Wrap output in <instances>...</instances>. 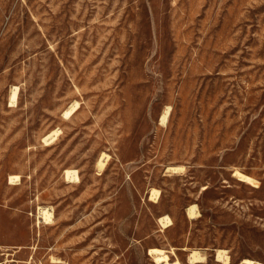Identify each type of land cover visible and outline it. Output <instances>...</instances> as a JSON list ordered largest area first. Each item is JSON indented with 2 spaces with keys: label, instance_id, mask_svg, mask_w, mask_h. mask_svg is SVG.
I'll return each instance as SVG.
<instances>
[{
  "label": "rangeland",
  "instance_id": "374dc122",
  "mask_svg": "<svg viewBox=\"0 0 264 264\" xmlns=\"http://www.w3.org/2000/svg\"><path fill=\"white\" fill-rule=\"evenodd\" d=\"M151 248L264 263V0H0V264Z\"/></svg>",
  "mask_w": 264,
  "mask_h": 264
},
{
  "label": "bare ground",
  "instance_id": "6f19581e",
  "mask_svg": "<svg viewBox=\"0 0 264 264\" xmlns=\"http://www.w3.org/2000/svg\"><path fill=\"white\" fill-rule=\"evenodd\" d=\"M18 92H19L18 86H15L12 88L11 93H10L11 106L16 104ZM78 107H79V104L77 101L76 103L72 104V106L64 112V117L66 119L70 118V116L75 112V110ZM169 112H170L169 107H167L163 111L161 118H160V123L162 125L166 124ZM60 132H61L60 129L53 130L51 133H49L48 135H46L44 137V142L47 144L52 143L55 140V138L58 137ZM107 158H108V156L105 153L101 154L100 159L97 162V168L99 171H102V169L104 168ZM180 170H181V168L173 169V171H180ZM64 174H65V179L69 183L79 182L80 178H79L78 172L76 170L67 169ZM236 175L241 177L246 182H249L251 184L254 183V180L252 178L244 176L240 173H236ZM18 180H19L18 176H10L9 184L13 185ZM151 199L154 200L155 202H158V191L157 190L152 191ZM186 213L190 219L197 218L199 216L198 205L197 204L189 205L186 209ZM39 215L43 218L44 222L50 223L53 221V213L51 212V209H48L47 207H40L39 208ZM159 222L162 225V227L167 228L171 225L172 220L168 215H165V216L160 217ZM149 255L152 256V258L155 261V264H179L177 261L172 262L169 255H168V252L166 250H164L163 248H151L149 250ZM217 258H218V260H223L227 264H230V262L227 260V259H229L228 253L225 250L217 249ZM205 260H206V255H205L204 250L193 249L189 253L188 261L191 264L204 263ZM240 264H264V263L257 261V260L244 258L240 262Z\"/></svg>",
  "mask_w": 264,
  "mask_h": 264
}]
</instances>
